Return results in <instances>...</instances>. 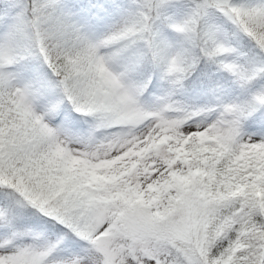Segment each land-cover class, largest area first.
<instances>
[{
    "label": "snow or ice",
    "instance_id": "1",
    "mask_svg": "<svg viewBox=\"0 0 264 264\" xmlns=\"http://www.w3.org/2000/svg\"><path fill=\"white\" fill-rule=\"evenodd\" d=\"M0 264H264V0H0Z\"/></svg>",
    "mask_w": 264,
    "mask_h": 264
}]
</instances>
